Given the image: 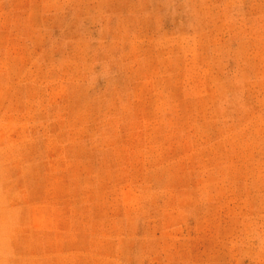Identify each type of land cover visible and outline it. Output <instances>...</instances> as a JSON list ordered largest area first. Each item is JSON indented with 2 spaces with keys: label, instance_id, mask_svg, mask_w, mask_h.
Wrapping results in <instances>:
<instances>
[{
  "label": "rangeland",
  "instance_id": "obj_1",
  "mask_svg": "<svg viewBox=\"0 0 264 264\" xmlns=\"http://www.w3.org/2000/svg\"><path fill=\"white\" fill-rule=\"evenodd\" d=\"M0 264H264V0H0Z\"/></svg>",
  "mask_w": 264,
  "mask_h": 264
}]
</instances>
